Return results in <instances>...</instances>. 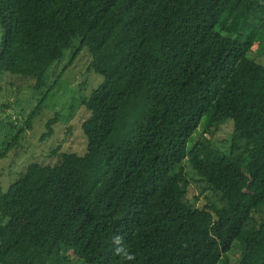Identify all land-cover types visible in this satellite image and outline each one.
I'll use <instances>...</instances> for the list:
<instances>
[{"label":"trees","instance_id":"trees-1","mask_svg":"<svg viewBox=\"0 0 264 264\" xmlns=\"http://www.w3.org/2000/svg\"><path fill=\"white\" fill-rule=\"evenodd\" d=\"M263 26L264 0H0V84L41 92L74 50L102 79L82 103L84 154L32 163L0 192V222H22L0 225V264H230L241 238L235 264H264ZM228 121L227 152L195 139ZM189 173L219 204H190ZM117 235L135 261L114 255Z\"/></svg>","mask_w":264,"mask_h":264},{"label":"rangeland","instance_id":"rangeland-1","mask_svg":"<svg viewBox=\"0 0 264 264\" xmlns=\"http://www.w3.org/2000/svg\"><path fill=\"white\" fill-rule=\"evenodd\" d=\"M77 46L78 43H76ZM253 50H257V45L253 47ZM74 52L75 50L67 51L60 63L51 66L47 73L45 88L41 92L34 91L31 80L11 76L2 78L0 84V154L21 130L25 131L18 141L19 147L0 161V192L5 193L32 163L44 166L54 165L62 153L84 154L86 142L81 125L87 119L88 114L82 103L90 92L100 85L102 79L87 71L90 60L85 51H82L76 61L70 64ZM257 61L264 64V54L257 57ZM62 73L64 75L57 84L56 80ZM50 88L53 90L44 102L42 110L32 121L31 129L26 130L27 119ZM54 118H56V123L52 125L53 132L50 137H45L47 135L46 124ZM232 127V122L228 121L219 131L212 133L205 126H201L195 134V139L198 140L202 136L211 145H216L226 151L225 144L231 136ZM53 152L57 154L53 156ZM189 180L190 188L187 198L190 204L199 207L203 197H206L209 202L219 204L220 198L192 173H189ZM0 225L6 226L16 235L22 232V222L18 218L0 222ZM241 242L242 238L230 253V264H235ZM75 262L84 264L77 258Z\"/></svg>","mask_w":264,"mask_h":264},{"label":"clouds","instance_id":"clouds-1","mask_svg":"<svg viewBox=\"0 0 264 264\" xmlns=\"http://www.w3.org/2000/svg\"><path fill=\"white\" fill-rule=\"evenodd\" d=\"M114 255L121 257L124 261H135L136 255L124 246V239L117 235L114 237Z\"/></svg>","mask_w":264,"mask_h":264},{"label":"water","instance_id":"water-1","mask_svg":"<svg viewBox=\"0 0 264 264\" xmlns=\"http://www.w3.org/2000/svg\"><path fill=\"white\" fill-rule=\"evenodd\" d=\"M0 57H1V46H0Z\"/></svg>","mask_w":264,"mask_h":264}]
</instances>
